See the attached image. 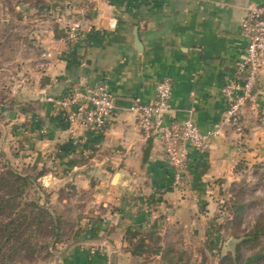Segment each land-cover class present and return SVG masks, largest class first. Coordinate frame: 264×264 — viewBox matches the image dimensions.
Here are the masks:
<instances>
[{"label": "crops", "instance_id": "crops-1", "mask_svg": "<svg viewBox=\"0 0 264 264\" xmlns=\"http://www.w3.org/2000/svg\"><path fill=\"white\" fill-rule=\"evenodd\" d=\"M62 1L53 0L54 17L79 19L82 38L70 45L65 26L47 31L46 66L29 98L16 99L14 110L1 108L16 118L0 146L15 169L52 187V194L90 192L71 245L59 251L60 264H120L134 255L131 232L206 226L224 187L264 165V66L257 103L244 109L243 131L223 125L204 153L192 151L185 190L174 185L162 140L140 131L132 109L154 100L158 82L169 77L167 120L190 118L203 131L219 127L227 109L222 87L246 51L241 22L250 2L264 0ZM100 79L115 97L112 120L71 132L49 96Z\"/></svg>", "mask_w": 264, "mask_h": 264}, {"label": "rangeland", "instance_id": "rangeland-1", "mask_svg": "<svg viewBox=\"0 0 264 264\" xmlns=\"http://www.w3.org/2000/svg\"><path fill=\"white\" fill-rule=\"evenodd\" d=\"M67 1L77 6L85 0ZM52 2L0 0V143L11 137L13 126L6 125L16 118L1 108L8 104L14 110L16 99L29 98L37 73L46 66L44 35L56 26L61 30L65 26L67 32L70 23L80 21L54 17ZM9 167L19 172L0 146V172ZM29 177L16 212L12 217L0 215V221L21 235L0 251V264H60L59 251L71 245L82 220L81 208L92 196L89 191L52 194V187L34 175ZM217 202V213L206 226L163 224L153 231L131 232L128 248L134 255L120 264H264V165L252 166L244 176L230 181ZM14 219L15 225L10 223ZM18 241L31 247L19 249Z\"/></svg>", "mask_w": 264, "mask_h": 264}, {"label": "built area", "instance_id": "built-area-1", "mask_svg": "<svg viewBox=\"0 0 264 264\" xmlns=\"http://www.w3.org/2000/svg\"><path fill=\"white\" fill-rule=\"evenodd\" d=\"M241 34L246 39V51L236 62V72L222 87L227 109L219 127L203 131L193 119L167 120L174 82L165 77L157 84L155 99L132 107L138 111L137 126L147 137L163 142L165 158L174 170V185L186 189L192 151L204 153L215 136L223 134V125L241 133L244 129V109L257 103L260 75L264 66V2H250L241 22ZM82 38V23L73 21L66 32L70 45ZM55 110L69 123L71 132L79 126L100 129L113 118L115 97L108 83L100 79L93 85H74L66 96H49ZM95 248L91 252L95 253Z\"/></svg>", "mask_w": 264, "mask_h": 264}, {"label": "trees", "instance_id": "trees-1", "mask_svg": "<svg viewBox=\"0 0 264 264\" xmlns=\"http://www.w3.org/2000/svg\"><path fill=\"white\" fill-rule=\"evenodd\" d=\"M29 178V176H24L10 167L5 172H0V215L4 213V217L6 214L12 217V215L16 212L15 210L18 206V199L23 195V186L26 184ZM10 223L15 225V219ZM0 225H3V227L0 228V235H5L0 236L1 251L3 248L8 247L12 239H20L21 235L15 228L10 230V225H5L4 220L0 221ZM19 241L18 243L21 245V247H18L19 249H23L25 251L31 247V244H26L25 241ZM4 257L3 259H5Z\"/></svg>", "mask_w": 264, "mask_h": 264}, {"label": "water", "instance_id": "water-1", "mask_svg": "<svg viewBox=\"0 0 264 264\" xmlns=\"http://www.w3.org/2000/svg\"><path fill=\"white\" fill-rule=\"evenodd\" d=\"M10 117H12V118L15 117L14 111L11 112Z\"/></svg>", "mask_w": 264, "mask_h": 264}]
</instances>
